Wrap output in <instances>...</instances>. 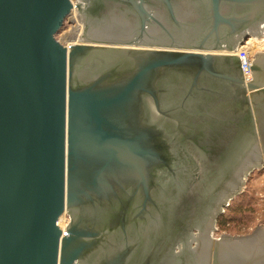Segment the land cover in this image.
I'll return each mask as SVG.
<instances>
[{
  "label": "water",
  "instance_id": "obj_1",
  "mask_svg": "<svg viewBox=\"0 0 264 264\" xmlns=\"http://www.w3.org/2000/svg\"><path fill=\"white\" fill-rule=\"evenodd\" d=\"M249 34L264 0H0V264H264V224L210 236L264 161V50L234 52ZM241 102L249 136L210 159Z\"/></svg>",
  "mask_w": 264,
  "mask_h": 264
},
{
  "label": "rangeland",
  "instance_id": "obj_2",
  "mask_svg": "<svg viewBox=\"0 0 264 264\" xmlns=\"http://www.w3.org/2000/svg\"><path fill=\"white\" fill-rule=\"evenodd\" d=\"M74 2L76 3V1ZM72 10H71V13L65 19L62 29L56 34V38L61 44L69 45L71 43L76 42V39L78 38V35L80 32V28L78 26H81V29H82V24L80 25L76 23L75 15L72 12ZM249 36H246V37L244 36L243 37L244 40L242 41V43L247 44L248 51H250L249 53L252 55V57L255 58L254 53L259 50H264V48L262 49L257 48V47L252 48L251 45L247 43L250 38ZM246 177L247 178L244 181V185H242L241 191L245 190V193H246V196H244L245 199L247 200L248 198L251 199L252 200L251 202H253L255 205V207L253 206L254 211L251 214L252 218L246 224L238 225L239 227L238 226L232 227L230 225V226H227L226 229H223L218 224V217H219L218 216L217 222H215V225H214V228L217 227L218 230L216 228L213 230V235L215 238L221 237L220 236L221 232L230 234L231 236H234V234L236 235H240V234L244 235L245 233L248 234L251 231V229L255 227L256 225H259L260 223L264 224V163L262 166L259 167V169H256V168L252 169L249 175L247 174ZM230 201L231 200H229V202ZM225 209H226V206L222 209V211H220L219 214L224 213ZM63 215L65 216V218H68V221L70 220L68 215L66 214H63ZM68 221H67V225H68Z\"/></svg>",
  "mask_w": 264,
  "mask_h": 264
},
{
  "label": "flooded vegetation",
  "instance_id": "obj_3",
  "mask_svg": "<svg viewBox=\"0 0 264 264\" xmlns=\"http://www.w3.org/2000/svg\"><path fill=\"white\" fill-rule=\"evenodd\" d=\"M89 8H90V13H100L103 11V8L101 6H90ZM242 100L243 99L241 98V100H239V102ZM238 105H239L238 106L239 108L241 107L240 105H242L244 107L245 111H244L243 116L241 117V119L239 118L238 120H235V122L233 124L231 122L232 116H230L231 118L229 117L228 120L225 121L224 123L222 122L221 124H219L220 126H219L217 133L215 134L214 139L209 143L208 147L204 150V152H206L208 155L207 157H209L210 159L212 157H213L212 159H214L218 155H220V156L224 155V153L229 148L227 142L225 141L226 138H228L229 136L232 135L235 138L237 137L238 140H244L249 136L250 131H251L250 127H251V122H252V115H251L250 111L247 110V108H246L247 105L242 104V102ZM228 126H231V128L229 130V134H226L223 137H221L223 132L227 130ZM231 130H232V132H231ZM191 157L194 159L193 162H195V167H196L197 159L194 158V156H191ZM191 164L193 165L194 163H191ZM192 165H191V167H193ZM195 167L189 169V174H187V178L185 180L186 186L189 185V182L198 173V170H196ZM188 188H187V190H188ZM178 197H179V200L176 199L177 201L175 202V204L177 203V205L183 199L182 196H178ZM180 197H182V198H180ZM216 222H217V219H216ZM215 228L218 230L217 227H215Z\"/></svg>",
  "mask_w": 264,
  "mask_h": 264
},
{
  "label": "trees",
  "instance_id": "obj_4",
  "mask_svg": "<svg viewBox=\"0 0 264 264\" xmlns=\"http://www.w3.org/2000/svg\"><path fill=\"white\" fill-rule=\"evenodd\" d=\"M244 196H246L245 190L236 194L226 206L225 212L217 216L220 227L226 229L230 225L235 227L249 222L255 205L251 199L247 200Z\"/></svg>",
  "mask_w": 264,
  "mask_h": 264
},
{
  "label": "bare ground",
  "instance_id": "obj_5",
  "mask_svg": "<svg viewBox=\"0 0 264 264\" xmlns=\"http://www.w3.org/2000/svg\"><path fill=\"white\" fill-rule=\"evenodd\" d=\"M72 1L74 2V1H76V0H72ZM73 13H74V9H73ZM80 25H81V24H80ZM78 27L80 28V32H79V33H82L81 26H78ZM249 37H250V38H249V40H248L247 43H249V44L251 45L252 48H253V47H257V48H260V49L264 48V39H262V40H260V41H255V40L253 39V37H252L251 34H250ZM77 39H79V35H78V38H77ZM75 43H76V42L71 43V44H69V45H72V44H75ZM64 45H66V44H64ZM66 46H68V45H66ZM243 46H245V45H243ZM243 46H242V47H243ZM247 48H248V47H247ZM236 50H237V49H234V52H235ZM262 164H263V162H262ZM262 164H261V165H262ZM246 176H247V174H246ZM240 177L243 178V177H244V174L240 175ZM241 186H242V185H241ZM234 194H235V193H234ZM234 194H233V195H234ZM233 195H232V196H233ZM232 196H230V197H232ZM230 197H228L227 201L229 200ZM222 205H223V203H222ZM222 205H221V209H222ZM217 213H218V212H217ZM217 213H216L215 216H214L213 227H214V225H215V217H216ZM63 214H66V213L64 212ZM63 214L60 216V219H61V220H59V225L61 226L62 229L66 228V226H67V221H68V218H65V216H64ZM66 215H67V214H66ZM192 230H193V231H192ZM213 230H214V229H211V230H210V236H211L212 238H215L214 235H213ZM196 231H197V229L191 228V233H193L192 236H195L194 233H196ZM215 239H220V237H219V238H215ZM178 246L180 247V243H178ZM190 246H193V242L190 243ZM176 249H177V247L174 248V250H176Z\"/></svg>",
  "mask_w": 264,
  "mask_h": 264
},
{
  "label": "built area",
  "instance_id": "obj_6",
  "mask_svg": "<svg viewBox=\"0 0 264 264\" xmlns=\"http://www.w3.org/2000/svg\"><path fill=\"white\" fill-rule=\"evenodd\" d=\"M72 3L76 5L75 2L72 1ZM72 12H73V10H72ZM243 40H244V39H243V36H242V37H241V41L239 42L238 47H237V50H236L235 52H237V51H239V50H244V51H246V52H247L248 62H251V58H254V57H252V55L249 53L250 51H248V48H247L248 46H247V44L242 43ZM63 45H64V44H63ZM243 45H245V46H243ZM65 46H66V45H65ZM242 46H243V47H242Z\"/></svg>",
  "mask_w": 264,
  "mask_h": 264
},
{
  "label": "crops",
  "instance_id": "obj_7",
  "mask_svg": "<svg viewBox=\"0 0 264 264\" xmlns=\"http://www.w3.org/2000/svg\"><path fill=\"white\" fill-rule=\"evenodd\" d=\"M263 163H264V161H263ZM262 165H263V164H262ZM262 165H261V166H262ZM257 169H259V168H257ZM261 202H262V201H261ZM261 202H260V203H261Z\"/></svg>",
  "mask_w": 264,
  "mask_h": 264
}]
</instances>
